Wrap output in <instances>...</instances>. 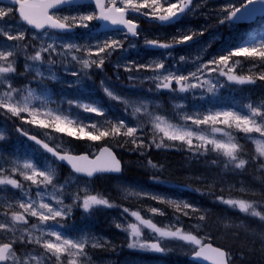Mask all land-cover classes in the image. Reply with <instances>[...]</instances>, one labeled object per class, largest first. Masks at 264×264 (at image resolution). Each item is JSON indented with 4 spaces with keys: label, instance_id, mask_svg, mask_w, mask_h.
Returning a JSON list of instances; mask_svg holds the SVG:
<instances>
[{
    "label": "snow or ice",
    "instance_id": "snow-or-ice-1",
    "mask_svg": "<svg viewBox=\"0 0 264 264\" xmlns=\"http://www.w3.org/2000/svg\"><path fill=\"white\" fill-rule=\"evenodd\" d=\"M0 3H3V0H0ZM10 3L17 6L20 17L18 23L30 26L36 33L30 40L37 43H24L21 47L20 42L26 40L24 31H19L15 35L9 34V31L0 32L7 41L18 42L11 48L0 47V115L11 116L24 124L53 129L56 133H63L80 140L86 139L89 142L123 137L124 142L133 145L136 151L167 147L166 141L172 144L179 143L197 158L206 157L209 153L216 154L222 161L224 169L231 173L242 174L250 165L264 172V159H245L244 148L234 134L242 133L249 140L253 139V134H259L260 138L255 139L254 143L257 146L258 156L264 158V101L259 102L258 106H254L252 102L245 104L243 107L246 112L229 108L209 110L206 114L178 113L173 117L178 119V122L173 123L166 116L154 114L150 110L149 102L143 100L138 103L130 102L104 86L103 91L106 96L123 103L125 112L131 108L130 115L137 120L134 121V126H129L124 119L116 122L105 119L100 122L85 123L80 118L79 111L76 113L71 111L72 107L104 117L103 107L95 101L68 100L66 103L69 109L65 110L60 104L52 107L51 105L56 102L46 94L37 92V89L43 91L46 87L45 81L58 79L53 70L58 61L53 57H59L60 63L79 65V69L71 73L79 81L82 77L88 76V70L103 69L105 59H110L118 50H124V41L140 36L139 20L143 19L162 26L178 23L184 17L194 14L199 7V4H194V0H89L88 5L76 6L75 15L58 14L65 8L71 10L75 0H10ZM80 7H91L93 10L84 14L79 11ZM11 12V7L7 10L0 7V20ZM257 13L264 16V0H232L220 10L218 23L235 26L253 19ZM93 21L104 28L112 25L114 32L119 33L123 39L106 36L104 40L91 43H57V39L64 40L65 34H71L77 28L94 31L95 25L91 23ZM204 31L206 29L199 31L190 28L177 29L176 34L168 42L145 38L144 44L150 49L165 50L164 58L168 59L172 58V50L176 47L181 45L191 47L199 43V37ZM42 37H47L51 42H46ZM210 46L209 44L207 47ZM29 47L32 48L33 54L25 55L24 72L20 73L16 68L17 52L27 53ZM207 47L199 48V55L191 58L196 71L188 75L179 74V69L175 68V65H173L175 70L166 68L163 60H154L146 65L132 61L125 68L127 71H131L133 67L137 71L151 70L152 75L148 79L153 83V88L171 93H186L196 88H204L205 85L207 91L212 93L221 86L219 77H224L226 82L238 85L255 84L257 80L264 81V39L253 43L241 40L236 46L224 49L222 54H209V58L205 61L203 57L207 54ZM237 57H244L245 61L250 62L251 70L257 71V74L255 76L233 74L237 66H242L241 61L235 59ZM181 62L188 63L189 58L180 56L176 63ZM224 69L228 70L224 71ZM212 74L216 76L215 83L207 78ZM29 75L30 80L27 79ZM17 77H24L27 83L15 87L14 81ZM33 83L36 84V88L32 87ZM101 83L103 85V82ZM140 117L148 118L147 123L151 125V133L146 131V124L139 122ZM16 131L34 141L40 149L50 154V157H46L43 168L31 159L23 162L10 160L11 166L8 168L0 165V191L10 187L20 190L22 194V198L9 200L7 206L0 212V219L3 220L0 222V233L5 234L8 239V242H0V264H93V259L89 255L92 249L107 250L111 247L114 252L115 246L110 245V242L102 243L100 238L88 232H81L69 238L54 227L70 217L74 207L82 208L85 213L100 207H120L101 194H87L89 191L87 187L75 192L71 191L73 182L70 180L59 184L55 166L61 163L69 166L70 175L78 178L77 184L81 180L91 181L98 174H118L122 172V164L112 148L101 147L99 155L93 160L87 154L74 155L66 149L57 150L50 147L36 136H29L28 131L22 127H17ZM149 135L151 139L146 142L145 138ZM5 138L4 131H0V141ZM211 163L216 164L217 161L213 160ZM148 164L152 168L158 167L151 160ZM16 175L22 177L24 182H30L29 187L26 188L21 179L13 178ZM152 179L159 181L158 176ZM32 186H35L36 190L35 199L31 195ZM66 189L68 191H65ZM49 191L55 205L44 201V195L49 194ZM125 191L127 196H143L172 207L179 216L197 220V223L191 226V231H185L182 226H177L181 224L178 217L176 225L160 227L153 222V219L142 217L140 211H132L130 215L139 223H132L128 228L122 229L129 237L127 244L129 249L166 253L171 250L169 243L178 241L191 248L194 259L211 258L213 264H233L229 251L221 247H213L212 243H205L210 237H198L194 234L206 219L207 213L203 209L184 200L145 192L142 189ZM240 191L244 193L250 190L242 185ZM81 192L85 194L81 195ZM65 198L70 199L72 203L66 204ZM217 199L242 214H249L252 218L264 222V214L257 211V207L264 205L258 201L242 198L225 199L223 196ZM148 212L152 215L165 214L162 209L155 207L148 209ZM128 213L127 208H122V215ZM115 227L120 229L122 225L116 223ZM144 230H147V236ZM254 236L259 242L260 250L264 252V227L254 233ZM209 252L212 254L211 257L207 256Z\"/></svg>",
    "mask_w": 264,
    "mask_h": 264
},
{
    "label": "rangeland",
    "instance_id": "rangeland-1",
    "mask_svg": "<svg viewBox=\"0 0 264 264\" xmlns=\"http://www.w3.org/2000/svg\"><path fill=\"white\" fill-rule=\"evenodd\" d=\"M229 3L230 2L221 0H197L195 4H199V7L196 8L194 14L188 15L186 18L190 21L196 20L194 22V24H196V27H193V30L196 31L202 29H206L207 31L212 28H218L220 25L225 26L218 23V14L220 13V10ZM236 6H239L238 3L236 4ZM0 7H4L6 10L9 7L12 8V12L8 16H5L2 20H0V32L9 31V34L15 35L19 31H24L26 34V40L20 42L21 47L24 43H37L36 41L30 40L31 36L36 33L24 26L22 23H18L19 19L16 15L15 7L4 4H0ZM92 10L93 9L91 7L79 8V11L84 14H88ZM58 14L75 15L76 6L72 7L71 10L64 9ZM91 23L92 25H95V27L97 26L95 21ZM145 27L146 28L142 30V36L139 40L131 41L130 39H128L127 41H124L123 51L118 50L117 52L112 54L110 59H105L103 69L92 68L88 70V76L91 75L90 71L95 72L93 76L96 75L97 77H99L96 85L102 90L103 93V87L107 86L110 90L114 91V94L128 99L130 102L138 103L141 100L147 101L149 102L150 110H152L154 114L166 116L170 120H172L173 123H177L178 119H173V117L178 113L183 114L184 112H187L188 114H193L192 112H190V109L187 105L188 103L184 99L183 95H186L188 93L202 94V90L205 89L207 91V85H205L204 88H196L186 93H171L167 91L156 90L153 88V83L148 79V77L152 75L151 70L137 71L133 67L131 71H127L125 66L130 64V62L132 61H137V59H133L131 55L139 53L143 48H147L144 44L145 38L158 39L159 36H163L164 34H166L165 30L156 29L152 24L148 23L145 25ZM230 27L232 29H237L236 26ZM83 30L85 32L90 31V29ZM106 36L123 39L119 33H112L109 35L106 34L105 36L99 38L98 41L104 40ZM203 36L204 35L199 37V43L193 44L191 47L188 45H183L185 50L184 57L189 58V62L173 64L175 65V68L179 69V74L188 75L190 72L196 71V66L191 62V58L199 55V48L207 47V42L200 40ZM42 38L46 42H51L47 39V37ZM217 38L218 35L210 37V40L212 41ZM259 40L254 42H258ZM64 42L82 44V42H80L77 38L66 35L64 40L57 39V43ZM17 43L18 42L16 41H7L6 37H4V39L0 41V47L11 48ZM31 54H33V50L31 47H29L27 53L23 51L17 52L16 68L18 72H24V57L25 55ZM172 56H174V54ZM206 56L207 54H205L203 57L205 61L207 60ZM179 57H174L175 59L168 58L167 61L163 60L165 63V67L175 70V68H173V65L169 63L175 62ZM53 58L58 61L53 69L56 76L58 77L56 81H61L63 79L61 74H63L64 76L71 75L72 72H75L79 69V65L74 66L67 62L60 63L59 57ZM20 63L23 64L22 70L18 69ZM126 76L129 79H124V77ZM213 76L216 79L215 74H212L207 78L212 79L213 83H215V79ZM130 77L132 78L130 79ZM201 78L204 79L205 77ZM101 82H103V85ZM32 87L35 88L33 85ZM219 87L220 86L217 87L215 92L210 93L207 91L203 95H207L208 97L212 98L219 90ZM120 88L128 89V92L125 90L124 92L126 94H124L122 93ZM135 90H140L141 92L139 94H135V92H133ZM46 91H48V89H46ZM37 92L40 94H44V92H42L40 89ZM45 94L49 95L51 94V91L45 92ZM58 97H67V94L58 93ZM111 100L113 111L111 113H108V119L118 121L120 117H122L119 114L122 113L125 116H131V108H129V110L125 112V105L123 103L113 99ZM259 100V94H252L251 102L253 104H256L257 102H259ZM63 109L68 110L69 105L67 104ZM71 111L73 113H76L77 111L80 112V110L76 109L75 107H72ZM168 111H170L171 113H168ZM131 118L135 119L136 117L131 116ZM129 121V119L125 120V122L128 124ZM190 123L191 122H189V124ZM12 124V120H9V125L12 126ZM5 127L6 123L0 121V131H5ZM50 135V139L59 148L66 149L70 152L75 151L73 145L66 144L63 140H59L57 137L53 136L54 134ZM259 138L260 137L257 136L252 140L254 141L255 139ZM195 142L196 141L194 140V143ZM170 145L162 148H173V146H180L179 143L171 145L172 147ZM96 147L97 146L92 147V149H94V152L97 151L98 147ZM31 152L36 153L39 156L43 166H45L46 157L48 156L43 154L37 148H33ZM131 152L132 151H130L129 154H126V159L128 161V167L133 171V174H128L120 177L109 176L106 178H99L96 181L92 180L88 182H84L81 180L77 184L78 178L76 176H72L70 175V173H62L63 170H61V167L59 165H55L57 168V175L60 174V171L62 174V179L59 184H63L65 183V181L70 180L73 182L71 191L75 192L78 189H84L85 187H87L89 190L87 194H101L107 197L110 202L120 206L113 208L100 207L89 213H85L82 208L74 207L70 215V218H72V220L69 222V224L60 222L59 225H54V227H56L58 231H61L62 225L68 228L74 227L77 233L78 228L81 226L82 228L86 229L84 232H88L91 235L100 238L102 243L104 241H108L110 242V245L115 246L114 252L112 251L111 247H108L107 250L92 249L89 252V255L93 259V264H193L187 259V256L192 253L191 248L178 241L170 242L169 248L171 250L166 253H154L138 249H129L127 247L129 237L127 233L122 229L128 228V226L132 223H139L135 219V217H132L130 215L132 211H140L142 217H144L145 219H153V222L160 227L166 225H176V220L178 217L181 221V224L177 226H182L185 231H191V226L196 224L197 220L190 217L179 216V214L174 212V209L172 207L159 204L158 202L147 199L143 196H127V192L125 191L126 189L132 191H139L142 189L145 192L155 193L177 200H184L199 209H203L207 213L206 219L204 222H202L201 228L198 231H195L194 234L198 237H210V239H206L205 241L216 239L218 242L222 243V245H229V247L234 248V250H241L238 247H241L243 245L245 246L246 244L244 243L248 242L249 244H251L253 242V239L254 241L256 240L254 233L259 232L261 228L264 227V222L259 221L258 218H252L249 214H242L241 212H239V210L232 209L230 206L225 205L221 202L215 203L213 201H210L208 197L210 195H208L207 193L214 192L216 189H218L219 196H223L225 199L228 197L242 198L258 201L260 202V204L264 205V172L258 171L255 166L250 165L242 174L231 173L228 170H225L223 165L219 168H216L214 165H211L208 160L205 163H201L199 161L200 158L195 157L192 153L187 151V149H185L184 152L185 154H188L190 159L186 161L182 159L184 163L180 164L176 160H174V162L171 163L168 167H165L163 164H156L158 167L152 168L151 166H149V164L146 165L142 161L140 156L135 157L134 159ZM26 159L29 158L21 156L15 158V160H20L21 162ZM246 159L250 160L249 157H247ZM0 165H3L5 168L11 166L3 163H0ZM164 174L170 176L171 179L164 177ZM155 176L159 177V181L152 179ZM13 178L21 179V182L24 183L22 177L20 176H14ZM192 179L197 181L198 188L195 189L189 184L188 181H192ZM242 185L250 191L242 193L240 191ZM25 187L28 188L29 186L25 184ZM169 187H175L176 192L169 193L161 191L163 190L162 188ZM65 191H68V189H66ZM204 193L206 198H203L201 196V194ZM12 194L13 195L9 197H6L5 195L4 197L0 196V212H2L7 206V202L9 200H13L14 198H22L20 190L12 189ZM84 194V192H81V195ZM0 195L3 194L0 192ZM31 195L34 199L36 198L35 186H32L31 188ZM125 196H127V199H125ZM212 198L213 197L210 196V199ZM44 201L53 203V205H55V201L51 200V191H49V194L44 195ZM65 203L71 204L72 201L65 198ZM152 207L162 209L165 214L152 215L148 212V209ZM122 208H127L129 210V213L122 215ZM257 211H261L262 214H264V207H257ZM88 220H91L92 227H88ZM0 222H3V220L0 219ZM186 222H188L189 225H187ZM116 223L121 224L122 228L118 229L117 227H115ZM146 231L147 230H144L145 235L147 236ZM75 236L76 235H70L67 237L72 238ZM229 241L234 242L237 247L234 244H228ZM240 256L241 255H238L239 258H241ZM238 257H233V260L236 261L237 264H248L240 260ZM186 260H188V262Z\"/></svg>",
    "mask_w": 264,
    "mask_h": 264
},
{
    "label": "trees",
    "instance_id": "trees-1",
    "mask_svg": "<svg viewBox=\"0 0 264 264\" xmlns=\"http://www.w3.org/2000/svg\"><path fill=\"white\" fill-rule=\"evenodd\" d=\"M146 24H148V23L143 22V25H146ZM152 25L157 26L158 28H161L159 26V24L153 23ZM164 28L169 29L166 33V36H164V37H166L167 42H168L170 40V38L176 34V32L172 33L170 28H168V27H164ZM215 49H216V52L211 53L212 55L222 54V52L220 53L219 47H216ZM173 50L177 51V52L180 51L181 54L183 53V49L181 47L179 49V46ZM158 56H161V55H158V51H152L150 54L147 55V57H145L143 60H140L141 64L146 65V64H149L151 61H154V60L156 61ZM161 60H163L162 57H161ZM245 63H246V69H249L251 73L257 74V71H253L247 67V66L251 65L250 62L246 61ZM85 79L90 80V78H85ZM94 86H96V83L85 84V91H86L85 97L88 99H93L94 97L95 98H97V97L103 98L104 97L105 99H102V103L106 105L107 99L101 92L96 93L95 90L97 89V87L94 88L95 90H90V88H92ZM120 89H121L122 93L126 94L124 92L125 89H123V88H120ZM231 90L232 89H230V88L226 89V91H231ZM221 92H222V90H221ZM263 92H264V90H263ZM205 93H206V91L202 90V94L188 93L186 95H183L184 99L188 103L187 105L190 109V112H192L193 114L198 113V112L206 114L209 110L229 109V108H232L234 105V99L232 98L230 93H227L226 95L224 93L225 96L223 94H219V98H220L221 102L219 101V98L213 99V97L211 98V97H208L207 95H203ZM252 94H259V96H260L258 89H255V88H251V90H249V88H247V87H241L240 89H238L236 95L239 97L238 107H239V110L241 112L247 111L245 109L242 110V107L251 101ZM260 100H261V97H260ZM260 100H259V102H261ZM259 102L254 104V106H258ZM168 113H171V112L168 111ZM80 118L82 120H84L85 123L103 121L99 118L94 119V118H91L90 116H86V115H80ZM9 120H12V123H13L12 126L9 125ZM85 120H87V121H85ZM129 120H130L129 126H134V121H136L137 118H135V119L130 118ZM147 120L148 119L146 117H140L139 118L140 123L146 124V131L151 133V125L147 123ZM0 121L5 122L6 127H7L6 128L7 129V137L0 144V159H4V155H6L7 158H14V157L20 155V151L18 148L22 149V148L27 147V142L25 141L23 136H21V134L16 131L18 125H20L23 129L31 130L32 132H34L40 136H43L44 138L50 139L51 138L50 134H54L53 136L57 137L59 140H63L66 144L73 145L77 151H84V150L89 149L90 142L87 141L86 139L80 140V139H76L74 137H68L66 134H63V133H56L53 129H44V128H40L38 126H31L28 124H24L19 119L11 117V116L0 115ZM201 127H204V126H201ZM234 134L236 135L237 140L241 145L249 144V142L245 141V137L242 133H234ZM145 139L147 142L148 140L151 139V136L149 135ZM157 139H159V137H157ZM94 143L96 145L101 144V143H103V144H108V143L114 144L115 146H117L119 148L120 154L126 163H128V161L126 159V154H129L130 151H132L131 154H132V157L134 159H135V157L140 156L142 161L146 165L148 164V161L151 160L153 164H159L160 163V164H163L165 167H168L171 163L174 162V160H176L178 163L182 164V163H184L182 159H184L185 161L190 159L188 154H185V152H182V151L181 152L168 151L166 149L155 148V147H152L150 149H141L139 151H136V150H134L133 145H131L130 143L124 142L123 137H117L114 139H104L101 141H95ZM166 143H167V145H170V144L173 145L172 143L167 142V141H166ZM120 145H122V146H120ZM177 147L184 149V150L186 149L182 145L177 146ZM1 148H2V150H1ZM252 149H253V154L255 155L253 146H252ZM207 160L210 163H211V161L216 160L217 161L216 164L211 163V165H214L216 168H219L221 166L222 161L220 159H218L217 155L214 153H209L206 157H203V158L201 157L199 161L201 163H205ZM127 171H128V173L133 174V171L130 170V168H128ZM145 177H150V176H145ZM164 177L171 179V177L166 175V174H164ZM188 182H189V184L193 185V188H195V189L198 188L196 180L192 179V181H188ZM218 192H219L218 189H216L214 192H211V193L209 192L208 194L213 197L212 199L209 198V200L213 201L215 203L220 202L217 199V197H219ZM192 193H194V192H192ZM201 196L203 198H206L205 193L201 194ZM187 225H188V223H187ZM228 244H234L235 245V243L231 242V241H229ZM244 244H246V245L238 247L241 250H238V249L234 250V248H230L229 245H227V246L229 247V249L232 253V256L238 257V255H241L240 256L241 258H239V257L238 258L240 260H242L243 262H246L248 264H253V263L254 264H256V263L257 264H264V252H262L260 250L259 242L257 240L254 241V239H253V242L251 244H249V242L244 243Z\"/></svg>",
    "mask_w": 264,
    "mask_h": 264
},
{
    "label": "water",
    "instance_id": "water-1",
    "mask_svg": "<svg viewBox=\"0 0 264 264\" xmlns=\"http://www.w3.org/2000/svg\"><path fill=\"white\" fill-rule=\"evenodd\" d=\"M3 1H6V2H10V0H3ZM83 2H89V0H75V3H83ZM257 14H259V13H257ZM255 18V17H254ZM99 30H113V26L112 25H109L107 28H104V27H102L101 26V28L99 29ZM29 136H34V135H31V134H29ZM38 138V137H37ZM38 139H40V138H38ZM40 140H42V139H40ZM45 142V141H44ZM45 143H47V142H45ZM50 146V145H49ZM50 147H52V146H50ZM113 151V150H112ZM114 152V151H113ZM115 153V152H114ZM116 154V153H115ZM82 155H84V154H82ZM88 155V154H87ZM89 156V155H88ZM116 157H117V155H116ZM89 158L90 159H95L96 157H94V158H91L90 156H89ZM106 158V157H105ZM118 158V157H117ZM119 159V158H118ZM212 245H213V247H219V246H216V245H214L213 243H212ZM211 253L209 252V253H207V256L208 257H211ZM191 258L192 259H194L193 258V255L191 256ZM195 260H197V261H200V262H202V263H204V264H213V260L211 259V258H207V259H204V258H200V259H195Z\"/></svg>",
    "mask_w": 264,
    "mask_h": 264
},
{
    "label": "bare ground",
    "instance_id": "bare-ground-1",
    "mask_svg": "<svg viewBox=\"0 0 264 264\" xmlns=\"http://www.w3.org/2000/svg\"><path fill=\"white\" fill-rule=\"evenodd\" d=\"M210 193H211V192H210ZM207 194H208V193H207ZM208 195H209V194H208ZM208 197L210 198V196H208ZM254 262H255V261H254ZM261 262H262V261H261ZM261 262H260V263H261ZM253 264H254V263H253ZM256 264H257V263H256Z\"/></svg>",
    "mask_w": 264,
    "mask_h": 264
}]
</instances>
